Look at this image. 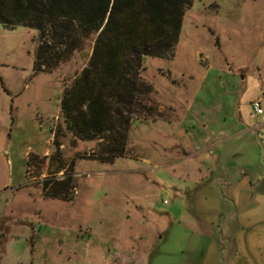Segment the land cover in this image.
<instances>
[{
    "label": "rangeland",
    "instance_id": "rangeland-1",
    "mask_svg": "<svg viewBox=\"0 0 264 264\" xmlns=\"http://www.w3.org/2000/svg\"><path fill=\"white\" fill-rule=\"evenodd\" d=\"M79 37L47 67L38 30L0 23V264H222L226 246L212 260V236L196 223L199 155L185 150L182 121L210 91L244 118L264 117V102L262 114L252 105L264 94V0H193L174 57L147 56L132 102L111 99L127 137L112 162L111 146L70 130L61 107L94 52L97 34ZM55 180L70 183V200L50 197ZM255 248L238 246V264Z\"/></svg>",
    "mask_w": 264,
    "mask_h": 264
},
{
    "label": "trees",
    "instance_id": "trees-1",
    "mask_svg": "<svg viewBox=\"0 0 264 264\" xmlns=\"http://www.w3.org/2000/svg\"><path fill=\"white\" fill-rule=\"evenodd\" d=\"M192 3L193 0H0V23L12 29L22 25L38 30L44 42L37 62L43 60L47 67L78 48L79 35L97 34L89 65L73 87L65 91L61 107L70 130L83 139L100 138L111 146L112 162L124 153L127 137L117 127L120 120L111 99L119 104L132 102L147 56L174 57L186 10ZM117 114L125 126L131 123V116L123 115L121 110ZM50 183V197H73L68 181L47 182Z\"/></svg>",
    "mask_w": 264,
    "mask_h": 264
},
{
    "label": "crops",
    "instance_id": "crops-1",
    "mask_svg": "<svg viewBox=\"0 0 264 264\" xmlns=\"http://www.w3.org/2000/svg\"><path fill=\"white\" fill-rule=\"evenodd\" d=\"M258 98L264 102V94ZM182 124L185 150L199 155L189 191L199 229L212 236V260L226 246L222 264H238L245 261L235 259L238 246L244 251L252 243L255 252L246 263L264 264V117L244 118L235 101L210 91L195 97ZM206 213H217L224 224L209 227Z\"/></svg>",
    "mask_w": 264,
    "mask_h": 264
},
{
    "label": "built area",
    "instance_id": "built-area-1",
    "mask_svg": "<svg viewBox=\"0 0 264 264\" xmlns=\"http://www.w3.org/2000/svg\"><path fill=\"white\" fill-rule=\"evenodd\" d=\"M252 105L254 107V110L259 113V114H262L263 113V107H262V99H255L253 102H252Z\"/></svg>",
    "mask_w": 264,
    "mask_h": 264
}]
</instances>
